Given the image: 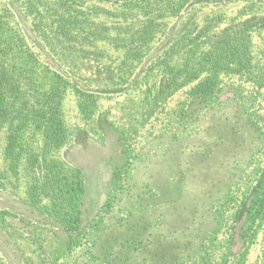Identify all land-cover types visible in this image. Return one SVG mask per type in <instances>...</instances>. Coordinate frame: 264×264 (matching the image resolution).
Listing matches in <instances>:
<instances>
[{
	"label": "rangeland",
	"instance_id": "374dc122",
	"mask_svg": "<svg viewBox=\"0 0 264 264\" xmlns=\"http://www.w3.org/2000/svg\"><path fill=\"white\" fill-rule=\"evenodd\" d=\"M26 1L0 0V14L12 8L9 25L30 51L85 92L62 94L67 137L49 163L67 170L54 188L33 190L48 181L24 159L11 172L10 129L0 128V264H171V254L180 264H264V218L249 227L241 212L264 185V0H192L146 45H123L143 17L124 0H72L93 23L86 30L104 26L105 38L63 43L43 39ZM220 37L242 40L232 45L241 66L219 69L212 94L193 99Z\"/></svg>",
	"mask_w": 264,
	"mask_h": 264
},
{
	"label": "trees",
	"instance_id": "16d2710c",
	"mask_svg": "<svg viewBox=\"0 0 264 264\" xmlns=\"http://www.w3.org/2000/svg\"><path fill=\"white\" fill-rule=\"evenodd\" d=\"M37 1L39 0H27L25 8L28 13H35L38 19L35 28L43 34L45 41L48 37H53L58 43L67 40L90 41L89 34L93 36L95 35L93 31L97 30L98 37L105 38L100 35L104 26L101 28L97 25L86 30V27L93 26V23L88 22L84 12L72 3V0H54L52 3L55 5L42 9L37 5ZM191 1L124 0L125 3H129L130 8L142 13L143 17L139 20L138 29L132 31L131 38L123 45L148 44L164 24V19L169 15H177ZM11 9L3 7L0 14V128L6 123L10 129L7 135L6 155L11 161L10 170L13 174L18 173L17 165L21 159H24L27 162L26 172L37 174V178L45 179L46 177L48 182L50 177L55 179L53 183L37 181L33 190L46 189L49 185L54 188L59 171L67 170L61 162H59L60 167L57 161L49 163L51 150L59 149L67 137L61 119L62 94L69 86L76 89L80 96L85 90L80 84H72L59 77L57 71L40 62L39 56L34 51H30L32 45H28L29 43L21 36L17 28L9 25L14 21L11 19L13 15ZM16 17L18 18L17 15ZM82 30L86 31L88 36L84 37ZM125 32L128 34L129 30L126 29ZM75 37H81V39L77 40ZM109 39L123 40L119 34ZM240 41L242 40L238 38L234 42L226 37H220L217 41V45H222L217 47L219 53L208 51L203 54V60L205 63L208 62V67L213 73L191 87V98L204 100L212 94L217 84L215 72L219 69L230 66L231 62H237L241 66V48L232 46L239 45ZM37 42L41 45L40 40ZM191 65L190 61L187 62L185 65L187 69H183V72L188 73ZM169 84H178L176 74L166 85L167 88L170 87ZM36 137L42 139L39 146L35 144ZM2 178L3 171L0 170L1 187L4 184L1 181ZM70 184L64 182L58 186L65 188L70 187ZM31 193L34 195V191ZM242 205L241 212L246 214L247 226L251 227L249 223L257 218H264V185H260L251 198L244 201ZM171 255L167 257L174 258L171 264L174 262L180 264L177 254Z\"/></svg>",
	"mask_w": 264,
	"mask_h": 264
}]
</instances>
